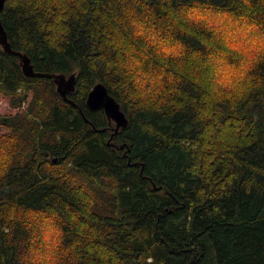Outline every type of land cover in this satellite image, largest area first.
I'll use <instances>...</instances> for the list:
<instances>
[{"label":"trees","instance_id":"obj_1","mask_svg":"<svg viewBox=\"0 0 264 264\" xmlns=\"http://www.w3.org/2000/svg\"><path fill=\"white\" fill-rule=\"evenodd\" d=\"M0 18L35 72L75 75L76 105L0 46V264H264V0H6Z\"/></svg>","mask_w":264,"mask_h":264},{"label":"water","instance_id":"obj_2","mask_svg":"<svg viewBox=\"0 0 264 264\" xmlns=\"http://www.w3.org/2000/svg\"><path fill=\"white\" fill-rule=\"evenodd\" d=\"M6 0H0V13L4 10ZM0 46L7 53L14 54L20 58V64L23 71V74L26 77H48L54 79L58 87V92L68 103L76 106L75 103L68 98V95L72 94L75 91V75H72L70 78L66 79L62 75H46L37 73L34 71L33 66L31 65L30 60L18 52L11 51L10 45L7 41V35L4 30L1 18H0ZM87 107L91 110L103 109L106 117L110 123L115 124L114 134H116L121 128H125L128 125V120L125 113L121 110L120 105L117 101L109 94L105 86L102 84H97L92 91L89 93L87 98ZM124 149V146L121 147Z\"/></svg>","mask_w":264,"mask_h":264},{"label":"rangeland","instance_id":"obj_3","mask_svg":"<svg viewBox=\"0 0 264 264\" xmlns=\"http://www.w3.org/2000/svg\"><path fill=\"white\" fill-rule=\"evenodd\" d=\"M188 18L189 17H192V16H187ZM201 17V16H200ZM193 19H197L196 18V15H194L193 16ZM222 21V20H221ZM216 23V24H215ZM214 24L217 26V29H218V31L221 33H223L224 35L222 36V38H218L217 40L219 41V42H221V43H223L224 45H226V47H228V45H233L235 42L234 41H232V40H238V39H240L241 38V33H239V32H237V31H235L234 29H236V28H234V25L233 24H230V26H229V30H227V32L225 33L224 32V29L226 28L225 27V25L224 26H222L221 25V23L220 22H215ZM224 24V23H223ZM227 26V25H226ZM242 30V29H241ZM221 33V34H222ZM231 42V43H230ZM235 48V47H234ZM236 49V48H235ZM237 50V49H236ZM219 64V68H220V62L218 63V62H216V64H215V66L216 65H218ZM218 71V69L215 67V72H217ZM232 74H234V77L236 78V79H241L242 77H240V74H239V72H232ZM232 74H231V76H232ZM145 83H147V84H149V82L147 81V82H145ZM217 83H218V80H217ZM218 85H219V83H218ZM5 106L7 107V104L5 103ZM0 109H3V105H0ZM1 111V110H0ZM42 233H45V234H47V235H51V229H49V227H42ZM33 262H35V263H43V259H42V257H40V256H36L35 254H33L32 256H31V258H30Z\"/></svg>","mask_w":264,"mask_h":264}]
</instances>
